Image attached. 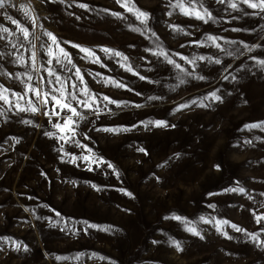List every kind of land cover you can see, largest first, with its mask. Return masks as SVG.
<instances>
[{
  "label": "rangeland",
  "instance_id": "1",
  "mask_svg": "<svg viewBox=\"0 0 264 264\" xmlns=\"http://www.w3.org/2000/svg\"><path fill=\"white\" fill-rule=\"evenodd\" d=\"M178 2L201 12L206 8L213 19L205 23L185 15L173 7ZM132 5L148 14L145 23L114 0H10L0 9V25L14 32L16 25L6 19L11 16L32 33L18 50L11 46L20 43L15 36L5 33L0 40L5 54L0 57V84L23 92V85L3 73L32 71L12 59L20 54L28 59L35 44L43 67L38 74L32 71L33 83L37 75L47 80L46 69L53 68L79 84L74 75L79 68L98 98L125 102L108 104L98 117L79 109L86 119L76 126L75 140L87 146L83 148L59 139L63 133L52 124L60 118L43 114L51 110V102L32 113L9 110L0 101V264H264V247L247 235L259 232L264 241V221L257 224L254 218L264 215V126L246 127L264 124V66L258 63L264 60V12L242 3L232 9L228 0H131ZM45 31L70 54L71 71L55 61L47 64L50 40ZM209 35L219 38L220 49L207 41ZM244 44L253 50L248 52ZM74 45L91 49L100 63L85 58ZM103 48L122 53L127 61ZM161 49L192 75L153 54ZM107 78L126 87L105 85ZM212 92L221 100L212 99ZM29 98L34 100L29 93L21 106L27 107ZM105 103L101 100L99 107ZM157 120L167 126L142 123ZM115 127L131 130H102ZM93 155L103 162H72L73 157ZM232 188L245 191H226ZM173 216L185 218L200 235L188 232ZM221 220L229 223L218 232Z\"/></svg>",
  "mask_w": 264,
  "mask_h": 264
},
{
  "label": "snow or ice",
  "instance_id": "2",
  "mask_svg": "<svg viewBox=\"0 0 264 264\" xmlns=\"http://www.w3.org/2000/svg\"><path fill=\"white\" fill-rule=\"evenodd\" d=\"M114 2L118 5H120L121 7H123L127 12H134L136 15V18L138 20L141 21V23H145L148 19V14L143 12L142 10H139L137 8H135V5L129 6V4H131V0H114ZM187 2L189 4H193L194 0H187ZM197 2H199V0H197ZM218 3H224L225 0H217ZM10 0H0V9H4L6 4H9ZM228 3L230 5V7L232 9H239V5L242 3L244 5H247L248 8L251 9H259L260 12H264V0H228ZM82 8H86L88 7L86 4H81L79 5ZM24 7V6H22ZM174 8H180L181 12L185 15L188 16H195L196 19L201 20L205 23H207L209 20H212V14L210 12H208V10L205 8L203 10V12L201 11H197L195 10V8H185L184 4L182 2H178L176 5H173ZM201 7H203V5L201 4ZM106 12H110L111 15L116 16V17H121L122 14L121 13H117V12H111L108 9H105ZM24 16L28 19L31 20L33 28H35L36 26V21L35 19L32 17V14L30 12V10H28L27 8H24ZM172 13H169V15H171ZM248 14V13H245ZM255 14H259V13H255ZM6 19H8L9 21H11L12 24L16 25V30L14 32H10V30L7 27H4L2 25H0V40L5 39V33H8L10 36H15L16 39L18 41H20L19 45H17L16 43H13L11 46L13 48H16L17 50L19 48H22L23 45V41H28L30 36L32 35V33L29 31V29L27 27H25L24 25H22L19 21L13 19L11 16H6ZM174 28V30L176 31H183L182 29H180L178 26H172ZM134 31H139V29H134ZM233 31H237V29H233ZM19 34V35H17ZM44 36L48 37L50 40V43L47 44V56L49 57V59L47 60V64L51 65L53 63V61H55V64L60 65L61 68H63L66 71H71V69L68 67V65H72L73 67H75V65H73L72 63V59L69 53H67L65 51V49L63 47H60L59 42L57 37L50 33L45 31L43 33ZM153 35H155L153 33ZM38 39V37H37ZM219 38L215 37V36H211L209 35L207 37V41L211 43V46L216 47L217 49L221 48V45L219 43H217V40ZM193 43H201L199 41H194ZM229 43H235V41H231ZM243 43V42H241ZM53 46H56V48L58 49V51L54 52V48ZM75 47H77L81 52H84L86 54L85 58L91 59L93 63H100V59L99 57H97L95 55V53L89 49V48H85L83 46L80 45H74ZM259 46V45H257ZM35 44L32 45V49L30 51V55L28 57V59H25V57L20 54V55H15L14 59H12V63L16 64V65H21V66H25L27 69H31L32 71H35L37 74L40 72V69L43 67L42 64H39L38 61V53L35 50ZM45 47V45H41V48L43 49ZM159 47V45L157 46ZM244 48L248 51L251 52L253 50L252 46H248L247 44H244ZM102 51L106 52V53H110L111 55L117 56V57H121L122 61H127V57H124L122 53L112 50V49H108V48H103ZM146 51H149L148 49H146ZM237 52H239L240 50L237 49ZM156 56H162L164 58V60L168 63L173 65V67H175L176 69H179L181 72H183L185 75H192L191 72H188L187 69H184L181 67L180 64L176 63L171 56H169L165 51H163L162 49L159 51H156L153 53ZM243 54V53H241ZM5 54L0 52V57L4 56ZM226 55L228 56H232L234 55L233 52H227ZM182 59L186 60L188 63L190 64H195V60H188L187 57H181ZM196 59L198 60H209L210 62L212 61L211 57H205V56H199L196 57ZM253 59H255V57H253ZM215 64H220L221 60L220 59H215L214 60ZM258 63L261 66H264V60H260L258 61ZM122 67H125L126 71H133L132 67L130 65H127L126 63H122L121 64ZM32 71H25L24 73H3L4 75L8 76L9 78H12L16 81H18L21 85H23V92H16L12 89L7 88L6 86L0 84V101H2L4 104H8L9 110H11L12 107H15L17 112H25V111H29L32 113H36L38 111L41 110V108L43 109H47L49 102H51L52 104V108L49 111H44L43 114L45 116H48L49 119H51L52 116H56L60 119L63 120V123L60 122V119H58L55 123L52 124V127L54 129H56L59 133H63L62 135L59 136L60 140L65 141V143H74L76 144L78 147H83L86 148V145H82L80 144L79 141L75 140V136H76V126H78L79 121L85 120L86 116L79 111V109H86L87 111L93 113L94 115H96L97 117L100 115V113L102 111H104V109H107L108 104H116L118 107L125 103V102H119V101H115L113 99H111L108 96H102L100 98H98L96 96L95 93H93L87 86L85 80H84V76L81 72V70L79 68H75V78L76 81H79V84H77L75 81H72V77L69 76L67 78H64L60 75L57 74V72L55 71V69L53 68H47V76L49 77L47 80L45 79L44 76H39L37 75V77L35 78L37 80V83H33L34 77L32 75ZM136 75H139L138 73H134ZM96 75H99L98 73ZM22 77H26V79L22 78ZM198 79H204V77H197ZM140 79H147L146 77L140 76ZM225 79H227V77H225ZM69 82L70 83V88L71 90H69ZM105 85H112L118 88H125L126 85L112 79V78H107V79H103L102 81ZM185 81L183 79H180V83H184ZM82 85V87H81ZM45 86L47 87V91H45ZM11 94L12 97L16 98V102L14 103L13 100L9 97L8 94ZM29 93L32 94V97H34V100L32 98H29L26 103H27V107L21 106V104L19 103L20 100H24L25 97H28ZM209 96L216 100L219 101L221 100V97L219 95L216 94V92H212L209 94ZM150 99H158V97H151ZM105 101L106 103L104 104V108H100L99 104L100 101ZM73 102H75V106H73ZM37 103L40 105V107H37ZM193 104H195L196 102L193 101ZM137 107H140V105H136ZM201 106H204L203 104H201ZM188 107V105H180V108H185ZM59 109V110H57ZM179 110V109H177ZM0 115H4V112L2 110H0ZM25 123H28V121H25ZM145 124V126L147 127L148 125H153L155 127H166L167 123L165 121H147V122H142ZM264 126V124H252L250 126H246V127H261ZM100 130V129H98ZM103 131H108V132H121V131H130L131 129L128 128H119V127H115V128H105L102 129ZM70 133V135H69ZM45 135L49 136V137H55L57 136V132H47L45 133ZM88 139H90V137H86ZM63 149V146H61V150ZM89 152H91V149H88ZM138 151L140 152H144L145 150L143 148L138 149ZM76 159H81V160H88L90 161V164H99L102 163L103 161L97 160L95 158V156L93 155L92 157L89 156H79V157H73L72 162H75ZM109 168H113V165H111L110 163L107 165ZM89 170H92L91 167H89ZM226 191H232V192H239V193H243L245 190L243 188H232V189H228ZM127 195L131 196V193H126ZM210 207H212L210 205ZM57 215H59L57 213ZM166 219H168V217H165ZM256 220L257 224H260L262 221H264V215H257L254 217ZM171 219L177 220V221H183L185 223L186 226V230L188 232L193 233L194 235L199 236L200 232H198L196 230L195 227H191L188 226L189 222L185 220V218H182L180 216H173L171 217ZM201 221H204L205 218L204 217H200ZM206 222H211V221H206ZM229 223L228 221L225 220H221V221H217L216 222V230L218 232L221 231V228L224 224ZM89 227L92 228H96L98 227L97 225H90ZM231 227L233 229H235L236 231H240V232H246L245 229L240 228L239 226L232 224ZM105 231H107L108 229H103ZM260 232H264V227H262L260 229ZM224 235L227 236V233H223ZM247 235L249 236V238L251 240H253L254 242H257V245L260 247H264V241L260 240V233H247ZM229 239H231V237H228ZM3 239V238H0ZM172 244L175 245V247L177 248V250H180L179 247V243L176 241H172ZM15 248L17 250H19L20 248V244H15Z\"/></svg>",
  "mask_w": 264,
  "mask_h": 264
}]
</instances>
